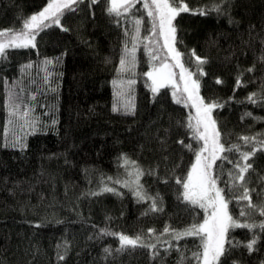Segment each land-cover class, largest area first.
<instances>
[{"label": "trees", "instance_id": "16d2710c", "mask_svg": "<svg viewBox=\"0 0 264 264\" xmlns=\"http://www.w3.org/2000/svg\"><path fill=\"white\" fill-rule=\"evenodd\" d=\"M50 1L0 0V27L20 31ZM145 2L130 0L117 15L111 0H77L59 14L62 24L45 21L35 47L0 56V264H201V238L176 239L207 217L184 199L204 143L188 127L197 109ZM181 3L189 11L173 21L172 47L204 103L219 105V142L239 146L218 152L210 171L231 216L259 225L264 216L240 197L243 183L253 204H264V145L247 161L245 180L233 177L240 153L264 140V0ZM163 64L173 81L153 92L146 73ZM10 97L28 124L10 116ZM121 234L155 248H122ZM224 248L219 264H264V230L229 227Z\"/></svg>", "mask_w": 264, "mask_h": 264}, {"label": "snow or ice", "instance_id": "6c2138e0", "mask_svg": "<svg viewBox=\"0 0 264 264\" xmlns=\"http://www.w3.org/2000/svg\"><path fill=\"white\" fill-rule=\"evenodd\" d=\"M97 0H92V3H96ZM77 0H53L49 3L46 8L43 9L38 15H33L30 19L25 20L23 28L19 32L12 33L9 35L8 31H0V56H5V50L9 47H35L34 40L37 31L42 27H47L45 21L55 18V22L59 23V14L62 13L63 9L67 8L72 10V5L76 4ZM128 3V0H111V7H109V13L115 12L119 15V8ZM144 7L149 9L148 15L152 16L155 21H158V26L161 34L164 36L165 44L168 46L169 52L177 61V66L181 68V77L184 79V91L188 93V100L193 102V105L197 109V117L195 124L191 122L188 123V127L193 130L194 136L202 140L203 147L200 152L197 153L196 164L192 166V174H189L187 182L184 183V199L189 201L193 205H198L200 208L207 210L209 206L212 208L211 218L205 219L202 224H193L189 228L185 229L183 233H177L176 239H180L182 236H194L201 238L202 252L194 253V256L201 258L203 264H219V258L225 253V238L229 227H245V228H257L264 230V222L257 224H238L233 220L231 215L227 212V203L221 196L220 189L216 188V182L213 179L212 173L210 171L212 167V162H214L218 157V152L232 151L233 149L238 150V145H233L232 147L225 149L224 145L219 142V132L216 129L215 121L211 117V112L214 108L218 107L215 102L205 104L203 98L198 95L199 84L197 80L192 79L195 73L188 72L182 63H180L181 53L172 47V42L175 40L176 28L173 25V21L181 12H188L189 8L187 4H182L181 0H151V4L145 2ZM219 11V9H216ZM139 23V21L137 22ZM194 55V53H193ZM264 59V58H262ZM199 62L196 66L197 72L203 74V69L201 65L205 63L200 57H196ZM121 68L125 65V60H120ZM168 68L167 65L162 66L161 70L154 75L153 72H148L146 75L153 79V83L157 87L153 88V92L157 91L158 87H163L167 81L172 79L171 71H164ZM252 71V69H248ZM187 73V75H185ZM256 94L253 93L249 97L252 103L256 101L253 97ZM9 109L10 116L17 117L28 124V111L22 110L21 106L15 103L10 97ZM177 100V103H180ZM115 110V109H114ZM249 115H251L249 113ZM242 140L247 143H252L256 141V138L242 137ZM183 144V141H180ZM258 145H264V140L253 143L252 150L240 153V160L236 161L234 167L238 169V172L233 177V180L243 182L245 180L244 174L252 167L247 161L251 156L255 155V151ZM191 149V145H185ZM204 151L209 152V158L201 159V155ZM227 159V157H224ZM231 163V161H229ZM195 174V178L193 176ZM231 175V174H230ZM177 183H180L178 180ZM242 194L241 199L248 202L247 207L253 209V211H258L260 215L264 216V204H253L250 190L241 183ZM109 191L111 189H108ZM136 195L143 199L144 196L140 191L136 192ZM152 209L156 210L155 201H153ZM241 216L247 215L246 212L241 211ZM167 231V229H165ZM121 241V247L124 246H140L155 248V245H144L141 237L137 236L131 238L129 236L121 234L119 237ZM256 243V239L247 245L249 250L252 249L253 245ZM105 251H109L105 249ZM63 259V256H60Z\"/></svg>", "mask_w": 264, "mask_h": 264}, {"label": "rangeland", "instance_id": "374dc122", "mask_svg": "<svg viewBox=\"0 0 264 264\" xmlns=\"http://www.w3.org/2000/svg\"><path fill=\"white\" fill-rule=\"evenodd\" d=\"M128 1H130V0H128ZM51 2H53V0H51L49 3H51ZM49 3H48V4H49ZM48 4H47L45 7H43L41 10H39L38 12L34 13L33 15H38L41 11H43L44 8H46V7L48 6ZM33 15H32V16H33ZM59 23L62 24L61 20H59ZM0 31H8V32H9V35H11L12 33H15V32H13V31L11 30L10 27H0ZM16 32H19V31H16ZM35 42H36V35H35L34 44H35ZM164 65H167V66H168V64H163V65L159 66L158 68H154V69L150 70V72H153L154 75H157V73L159 72V70H161L162 66H164ZM169 68H170V67L168 66V68L164 69V71H169V70H170ZM171 73H172V72H171ZM151 79H152V78H151ZM172 81H173V75H172V79H171L170 81H167L165 84L170 83V82H172ZM152 84H153V88H154V87H157V85L153 83V79H152ZM165 84H164V85H165ZM159 88H160V87H158L157 90H158ZM207 104H208V103H207ZM211 117H212V112H211ZM212 119H213V118H212ZM215 125H216V124H215ZM195 164H196V162H195ZM131 173H134L135 176H136L137 169H136V168H132V169H131ZM211 173H212V170H211ZM191 174H192V171H191ZM193 176H194V178H195V174H193ZM136 179H137V177H136ZM213 179H214V178H213ZM214 180H215V182H216V188L222 190V187H221V185L219 184V182H218L216 179H214ZM134 181H135L136 183H138V180H134ZM221 196L224 198L225 202L227 203V212L229 213V210H228V202H227L226 197L224 196L223 190L221 191ZM203 209H204V208H203ZM204 210L207 212V217H206L205 219H210V218H211V213H212V208H211V206H209V207L207 208V210H206V209H204ZM229 215H231V214L229 213ZM231 217H232V216H231ZM232 218H233V217H232ZM205 219H204V220H205ZM204 220H203L201 223H199V224H202V223L204 222ZM233 220L239 224V222H238L237 220H235L234 218H233ZM131 238H133V237H131ZM201 264H203V261L201 262Z\"/></svg>", "mask_w": 264, "mask_h": 264}]
</instances>
